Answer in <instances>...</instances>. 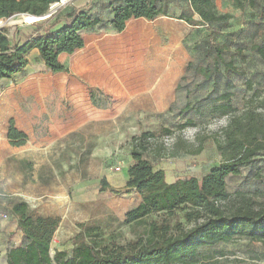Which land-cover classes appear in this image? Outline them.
<instances>
[{
    "label": "rangeland",
    "instance_id": "obj_1",
    "mask_svg": "<svg viewBox=\"0 0 264 264\" xmlns=\"http://www.w3.org/2000/svg\"><path fill=\"white\" fill-rule=\"evenodd\" d=\"M93 1L91 11H105L104 16H110L102 0ZM255 1L254 7L246 3L240 8L231 0H213L217 15L229 17L214 21L209 27L183 23L177 26L171 21L173 24L169 28L158 24L152 29L148 22L141 20L145 21V30L141 41L130 51L131 75L137 77L132 83L136 82L139 87L146 82L147 91L126 100L119 95L108 96L110 109L114 108L116 115L108 120L89 122L77 129L50 127L43 112L45 81L47 76L55 79L59 74L52 73L37 52L30 53V64L23 74L0 83V201H3L0 224L7 225L6 230L0 231V264H7L5 248L23 241H20L21 233L14 225L15 217L8 205L14 200H27L35 214L51 207L38 205L39 201L31 196L34 193L54 191L76 195L78 202L67 216L71 215L75 225H62L53 240V250L71 253L73 237L81 222L99 223L106 237L121 245L143 235L148 221L157 215L139 223L125 224L126 212L139 204L141 195L123 190L128 168L133 164L132 138L142 132L154 133L149 138L145 155L156 169L165 171L169 182L202 178L222 160L216 137L222 135L231 113H209L206 95L214 82L204 81L202 76L187 70V64L194 61L213 65L214 54L207 45L210 34L215 33L219 44L226 43L230 47L225 53L226 59L235 57L237 66L236 71L229 72L222 66L216 89L219 93L231 92L237 113L250 105L253 90L247 80H253L257 71L264 70V61L251 50L253 43L264 40V0ZM169 2L170 13L179 15L186 8L184 0ZM72 3L73 0L62 7ZM24 19L27 16L0 19V25L4 24L9 35L20 25L18 38L23 41L32 31L30 23ZM195 19L201 20L197 14ZM237 45L244 48L245 59L237 55ZM67 58L62 57L63 60ZM145 74L147 80L143 81ZM183 75L186 78L181 79ZM178 82L182 88L176 90ZM186 88L193 92L188 94ZM188 100L193 105L190 116L195 123L184 126L185 118L179 110ZM12 118L16 127L29 137L21 146L13 145L7 135ZM162 128H169L172 133L166 134ZM102 179L122 191L101 192ZM228 190L232 195L251 196L256 206L263 204L264 155L256 164L244 167L239 175L230 176ZM48 197L43 198L41 204L49 205ZM66 209L63 205L52 211ZM184 213L185 210L178 209L173 218L185 228L191 227L193 222H188ZM214 263L264 264V242L238 236L229 243L205 246L198 264Z\"/></svg>",
    "mask_w": 264,
    "mask_h": 264
},
{
    "label": "trees",
    "instance_id": "obj_2",
    "mask_svg": "<svg viewBox=\"0 0 264 264\" xmlns=\"http://www.w3.org/2000/svg\"><path fill=\"white\" fill-rule=\"evenodd\" d=\"M60 0H0V19L18 14L41 15L51 4ZM73 0L71 6L59 8L51 17L30 23L31 33L20 41V25L13 35L8 29H0V83L23 74L30 64L29 55L38 49L39 57L52 73L68 72L60 60L63 53L73 54L85 47L84 33L96 28L110 27L117 33L125 30L131 19L144 18L153 21L161 16L175 17L188 24L209 27L214 21L226 20L229 15H217L213 0H184L185 9L179 15L170 13V0H102L105 11H91L93 0ZM243 8L246 3L256 6L255 0H231ZM195 14L201 20L195 19ZM207 48L214 54L212 66L190 61L187 70L213 81L206 95L207 109L211 114L231 113L222 135L216 137V147L222 160L212 166L202 178L190 177L169 182L162 169H156L145 153L152 132H142L132 138L133 164L128 168L125 192L141 195L138 205L128 210L124 223H139L151 215H157L147 223L146 231L138 239L124 245L109 240L99 223L81 222L73 237L71 253L52 248L59 228V216L33 213L26 200H14L9 209L17 219L23 233L20 245L7 250V264H198L202 248L218 243H229L238 236L250 241L264 242V203L256 206L251 196L244 193L232 195L228 179L241 173L244 167L256 164L264 155V70L257 71L253 80L248 79L252 103L237 113L230 91L219 93L216 89L221 68L236 71L235 57L226 59L230 48L219 44L211 33ZM237 55L247 57L244 48L237 45ZM251 50L264 61V40L253 43ZM186 78L183 75L181 79ZM181 83L176 90L181 89ZM187 93L193 91L186 88ZM173 104L170 106L172 109ZM190 100L179 110L185 118L184 126L194 124L190 112ZM197 111V109H196ZM171 134L169 128H162ZM8 138L13 145L21 146L28 140L27 133L19 130L12 118ZM121 192L101 180L100 191ZM178 209L185 210L184 217L193 222L191 227L174 219ZM216 264V263H214Z\"/></svg>",
    "mask_w": 264,
    "mask_h": 264
},
{
    "label": "crops",
    "instance_id": "obj_3",
    "mask_svg": "<svg viewBox=\"0 0 264 264\" xmlns=\"http://www.w3.org/2000/svg\"><path fill=\"white\" fill-rule=\"evenodd\" d=\"M143 19H131L125 30L120 33L115 32L110 25L107 28H96L85 32L86 45L84 48L73 54L63 53L60 55V60L69 68V72L58 73L59 77L55 79L47 76L45 81L43 112L50 127L77 129L89 122L114 118L115 111L114 108L110 109L112 105L108 101V96L119 95L126 100L147 91L146 82L143 87H139L136 82L132 83V80L137 77L134 78L131 75L130 63V51L141 41L142 31L145 30L143 24L145 21L148 22L149 26H147L152 29L158 24L169 28V25L173 24L171 21L176 22L174 24L177 26L182 23L187 26L190 24L182 19L168 16H161L153 21L147 19L141 21ZM32 52L39 53L38 49H34ZM63 56H68V58L63 60ZM146 80L145 74L143 81ZM52 122H55V125ZM174 181L176 180L170 182ZM71 194V192L53 191L51 193H34L31 196L39 201L38 205L51 206L47 211L37 212V214L59 216L58 230H60L63 224L75 225L71 215L67 217L68 212L72 211L78 202L76 195ZM46 196H49L46 199L49 201V205L41 204L42 199ZM27 202L29 203V201ZM0 204H3V201H0ZM11 204L8 205L9 209ZM63 205L67 207L65 211H52V209ZM29 207L32 210L30 203ZM13 222L21 233L20 241H22L23 233L18 229L17 219L15 218ZM6 226L1 222L0 231L6 230ZM9 248H5V259Z\"/></svg>",
    "mask_w": 264,
    "mask_h": 264
},
{
    "label": "water",
    "instance_id": "obj_4",
    "mask_svg": "<svg viewBox=\"0 0 264 264\" xmlns=\"http://www.w3.org/2000/svg\"><path fill=\"white\" fill-rule=\"evenodd\" d=\"M71 0H60L58 2H55L53 4H51L50 8L48 9V11H46L45 13L41 14V15H32V14H28V13H24V14H18L16 16H27V19H24L25 22H35V21H41L44 19H47L49 17H51L59 8H61L63 5H65L67 2H69ZM3 25H0V29H3Z\"/></svg>",
    "mask_w": 264,
    "mask_h": 264
},
{
    "label": "built area",
    "instance_id": "obj_5",
    "mask_svg": "<svg viewBox=\"0 0 264 264\" xmlns=\"http://www.w3.org/2000/svg\"><path fill=\"white\" fill-rule=\"evenodd\" d=\"M116 169H120L119 167H117Z\"/></svg>",
    "mask_w": 264,
    "mask_h": 264
}]
</instances>
